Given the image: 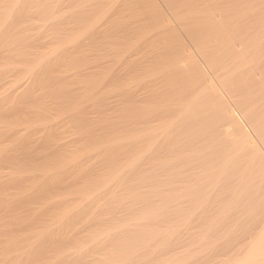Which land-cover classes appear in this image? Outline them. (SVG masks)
Returning a JSON list of instances; mask_svg holds the SVG:
<instances>
[{"label": "bare ground", "instance_id": "bare-ground-1", "mask_svg": "<svg viewBox=\"0 0 264 264\" xmlns=\"http://www.w3.org/2000/svg\"><path fill=\"white\" fill-rule=\"evenodd\" d=\"M10 1V6L8 4L2 5L3 9L5 5H8L9 11L0 22V59H4V55L12 51L10 47V51L6 50L7 53H3L1 48L3 40L5 38H10L11 40V34H13L14 31H20L17 29L21 26V23L20 25L17 24L19 27L14 25V27H17V29L14 28L15 30L13 28L10 29V27L13 26V23L20 21V19H25L28 10L34 3L33 0ZM162 1V4H165L167 8L169 17L160 13L159 9H157L159 6L158 4V6L152 4L153 13L157 15L156 18H154L157 19L158 22L153 24V26L151 25L152 27L150 26L151 28L146 33L144 32L145 34L142 37V40L149 39L150 42V39L159 37L164 33L172 34V36L168 38L171 39V43L167 42L170 44L166 48L168 52L164 53H167L166 56L169 55L170 57L168 63L162 68H158L161 66L157 64L158 67H154L156 70H153L149 75L151 80H148L143 86L140 84L138 85L141 91L147 90V96L144 95L145 99L143 98L142 102H146V100L149 101L148 104L150 108L148 114L151 115L152 119L144 121V115L140 111L141 114L139 113L136 125L142 126L146 123L148 128L145 127L144 129L146 130L141 133L127 136L116 135L109 139L98 134V137H90L91 140L87 146L85 145L83 148L80 147L81 149L78 148L75 152L69 149L67 151V147L62 146L53 153H44L41 155L40 153H34L35 155L29 156L31 157V162L33 160V163H29L30 161L27 163V158L25 157V159L19 158V160H21L19 161V165H23L20 174L31 175L32 173H36L38 176H22L11 182L13 184L22 183L23 185L25 183H31L27 188L23 186L29 193L27 199L30 201H46L44 215L51 219V224L48 225L47 232L39 234L36 239L45 237L46 241H55V245L53 246L54 250L64 251L67 246L77 241L78 233H73L71 229L79 223L84 224L88 231L92 229V235L89 239L93 241L91 242L93 244L91 245L89 241L88 243L91 245L89 248H86L87 245L78 246L77 252H82L84 250L85 254L88 252L95 253L112 248L122 252L131 251L136 248L137 244L133 245L130 240L131 238H129V240L127 239L130 237V227L136 228L137 226L138 228V226L142 224L145 225V223L151 224L153 220L156 219V216L152 215L149 211H144L139 217L134 215L136 212L134 211L136 205L142 202H147L145 203L146 205L150 203L148 196L139 193L138 188L140 184L139 181L142 180V178L138 176L139 163L143 157H146L144 155L148 153V157L151 161H162L164 163V170L174 169L176 171L179 167L185 169H182L183 174L180 176L178 175V178L175 180L178 184H185L188 182V184H190L193 178L199 175V177L204 175L203 181H207L206 183H208L217 173L230 167L235 168L237 167L236 164L238 161L241 159L247 160L248 158H251L252 162H255V168H263L264 176V159L259 149L255 147L254 141H251V136L249 137L247 135L248 130L246 131V135L242 132L243 136H241L243 139L240 141L242 144L240 143L241 146L237 149L240 153L241 151L245 153L248 149L247 153L249 154L245 153L237 156L238 153L229 154L227 152L229 150L226 148V151L225 149L228 145V142L225 143V139L227 140V138L230 139V137H232L231 140H233V138L235 139L238 136L234 137V132H241L243 122L241 119L247 120L258 133L260 136L259 138L264 141V0ZM124 2L126 3V0H114L109 4L110 12L105 11L100 14L97 13L99 15H96L90 22L88 21L84 30L69 43L79 44L81 38L83 40L84 38H87L86 40H91L102 37V33H104L103 27L111 23L113 16L116 13L118 14V11L122 9L121 7ZM141 4L143 5V3ZM164 10L165 9H163V11ZM111 11L113 13L110 15ZM140 12L142 13L141 10ZM151 13L152 12H150V14ZM142 16H144V14ZM171 18L176 24L174 25L175 28H180V32L182 31L187 38L189 37L190 42H187L190 43L191 46L186 47L181 42V39L177 37L176 31L173 29V25H171ZM102 21L104 24L100 25ZM10 30H13V32L10 33ZM140 34L142 35V33ZM15 40L16 39L12 40V42L16 44L17 41L21 39ZM86 40L81 41V43H84ZM139 40L141 41V39H138V41ZM138 41L137 43L139 45L141 42ZM25 42L21 41L22 44ZM164 42H166V40ZM18 43L20 44V42ZM118 45L119 46L113 50V53L110 54L116 57L117 63L122 62V64H120L122 65V69L125 67L124 69H126L128 73L132 70L133 55H129L127 52H130L132 47L122 51V43H118ZM136 45L133 46L137 48L138 46ZM57 51L58 49L53 50L49 54H45L41 57L39 63L26 69L25 72L30 76L32 81L31 86L33 88H31L22 99L19 100L20 97H18L19 101L16 102L14 111H10V113L12 112L13 116H15V121L13 120L11 122L12 125H28L24 133H29V129L33 125L43 126L41 130L47 132L44 141L46 145L48 143L50 144L51 141L59 140L62 134L59 133L56 128L58 124L47 125L48 123L46 122H49L50 119L48 112L50 111H47L49 109H47L45 105V99L43 97H41L42 99L37 97L34 89L39 88L40 85H43V88H49L53 85V81H58L51 77L47 78L48 76L46 74L51 72V67L55 70L57 68L62 69L67 67L66 65L68 63L58 67L53 66V61L59 54V51ZM62 51L63 50H60L61 53ZM195 53L200 57L202 64L196 60ZM24 56V53L19 52V54L11 58L15 60L22 57L21 59H23ZM25 57L27 58V56ZM157 57H161V55ZM164 58L162 59L164 60ZM163 60L162 62H164ZM54 63L56 62L54 61ZM8 64V66L11 65L10 63ZM55 70H53V72ZM115 71L121 70L119 68V70L117 69ZM120 74L119 72L117 76H120ZM44 76L47 77L45 78ZM168 77L172 80H168ZM63 80L65 81V79ZM63 80L56 83L60 88L53 92L48 99L52 98L54 101L52 105L67 106L68 109H66V112L68 114L81 119L80 115L83 114L81 109L86 103L87 96H82L83 98L80 99L69 97L71 92L68 91V87L64 84ZM157 81L158 83L159 81L168 83L166 86H163L166 88L165 91H163L164 93L161 91L159 94V86L157 87L154 85ZM50 83H52V85H50ZM161 87L162 85L160 88ZM166 90H174L177 94L175 95V101L171 93L169 94L173 97L171 98L172 100L170 99L171 95H169ZM89 97L91 96L89 95L88 98ZM169 100H171L172 103H169ZM4 112L0 110V120L12 117L10 113V115L8 114L9 111ZM80 119H78L77 123H79V121L82 123ZM248 122L246 124H248ZM84 127L89 128L87 125L83 126V128ZM83 128L81 130H83ZM100 129L103 130V128ZM81 130L79 129L80 132H82ZM85 130L86 129H84V131ZM84 131L83 133H86V131ZM249 133L251 134V132ZM88 135H91V133ZM145 137H147L146 145L142 148L143 150H141L140 153H135L133 150L131 156L123 157V155L130 154V148L135 149L137 145L144 142ZM220 138H222V140L224 139V141L221 142ZM27 139L31 141L30 138H25L23 144V149H26L25 151L29 150V147H31L30 141ZM172 153H177V155H179L181 164L177 163V165H173L172 167L168 165V158H170L169 156H171ZM259 162L262 163V165ZM234 168L233 170L235 171ZM136 178L138 181L135 180ZM256 178L257 176H252L250 181L252 182V180ZM35 179H39V181L33 182ZM134 180L137 183H135ZM120 210H122L121 212L124 211L125 213H129V215L126 216L131 223L119 222L118 214L121 213L119 212ZM128 210H131V213ZM106 216H110L111 218H107ZM261 220L263 219L261 218ZM134 221L138 223L134 225ZM260 223L258 227L256 224V228L247 227L248 229L258 228V232H255L256 235L252 236L251 230L250 233L246 232L242 237L235 239L233 246H231L232 249H230L231 252L234 253L236 251V253H239L243 250L245 256L242 259L237 258L240 255L236 256V260L233 264H264V220ZM137 234L139 236L142 235L152 238V236L154 237L157 234V231L154 228L148 227L147 229H142V232H137ZM249 234L251 236H249ZM14 238L15 237L11 238L8 245L14 243ZM143 246L145 245L143 244ZM42 249L41 253L43 254L49 250L48 247H43ZM20 250L19 248V251Z\"/></svg>", "mask_w": 264, "mask_h": 264}, {"label": "rangeland", "instance_id": "rangeland-1", "mask_svg": "<svg viewBox=\"0 0 264 264\" xmlns=\"http://www.w3.org/2000/svg\"><path fill=\"white\" fill-rule=\"evenodd\" d=\"M9 1L4 0L3 2V0H0V22L9 11L8 7L11 3ZM113 1L33 0L34 3L28 10L27 17L17 22L14 21L15 23L10 27V29H17L14 25L18 26L21 23V26H18L19 28L17 29L20 31H14L11 34V40L10 38H5V41L3 40V45H1L3 53H7L10 47V50H12H9L10 52L4 55V59H0V110L3 112L5 110L7 112L9 111L8 114L10 111H14L16 102L22 99L33 88L31 86L32 81L30 76L25 72L26 69L39 63L42 56L56 49H58L59 52H57L59 54L57 53L58 56L54 60L56 63L53 61V66L58 67L62 66V64H68L66 68L62 69L57 68L55 70L51 67V72L46 74L48 77L44 76L45 78L51 77L58 80L56 82L53 81V85L50 83L52 85L51 87L43 88L44 86L40 85L39 88L34 89L37 97H43L45 99V105L49 109L47 111H50L48 112L50 119L49 122H46L48 123L47 125L58 124L56 128L62 134L59 140L51 141L47 145L44 144L47 132L41 130L43 129L41 125H33L29 129V133H24L28 125H12L11 122L15 117L12 112L10 113L12 117L0 120V264H233L236 256L240 255L237 257L239 259L245 256L243 250L239 253H236V251L234 253L231 252L230 249H232L231 246H233L235 239L242 237L246 232L250 233L251 230V235H256L255 232L258 228H248H256V224L258 227L261 224L260 222L264 220L263 168H255V162H252L251 158L247 160L241 159L236 164L237 167H230L217 173L208 183H206L207 181H203L204 175L202 177H199V175L194 177L192 181L190 180V184H188L189 182L178 184L175 180L178 178V175L183 174V168L179 167L177 168L179 170L176 169V171L174 169L164 170V163L162 161L153 162L148 157L149 153L144 155L146 157L141 159L138 168V176L142 178L139 181L138 188L139 193L148 196L150 203L146 205L145 203L147 202H142L136 205L134 211L137 212L138 208V212H135L134 215L139 217L144 211H149L152 215L156 216V219L151 224L145 223V225L142 224L138 228L137 226L136 228L130 227L129 233H131H128L130 237H125L128 240L131 238L130 240L133 245L137 244L136 248L131 251L120 252L112 248L95 253L88 252L85 254L84 250L77 252L78 246L87 245L86 248H89L93 244L91 243L93 241L89 239L92 235V229L89 231L86 230L85 225L81 223L71 229L73 233H78L77 241L67 246L64 251L54 250L53 246L55 245V241H46L45 237L36 239L39 234L47 232V227L51 224V219L44 215L46 201H30L27 199L29 193L26 188L31 183H25L23 185L22 183L13 184L11 182L16 178L30 175L20 174L23 165H19V161H21L19 158H27V163L29 161V163H33V160L31 162V157L29 156H33L34 153H40V155L44 153L49 154L56 152L62 146H66L67 151L69 149L75 152L78 148L87 146L93 136L98 137L102 135L109 139L116 135L127 136L141 133L146 130L144 129L145 127H148L146 123L142 126L136 125L139 113H143L144 121L152 119L151 115L148 114L150 108L149 101L142 102L144 95L147 96V90L141 91L138 85L143 86L148 80H151L149 75L153 70L155 71L158 66H161L158 68H162L168 63L170 57L169 55L166 56L167 53H164L168 52L166 48L171 43V39L168 38L172 34L164 33L159 37L150 39V42L149 39H143V42L142 37L153 24L158 22L155 19L157 15L153 13L152 4H158L159 6L157 5L158 7H156L160 13L169 17L167 8L165 4H162V0H155L158 3L154 0H126V3L124 2L121 7L122 9L118 11V14L116 13L113 16L112 21L114 22L111 21L109 23L110 25L108 24L106 27H103L104 33L106 29V33H102L104 38L103 36H99L100 38H97L99 40H86L87 38L83 37L86 40L84 43H81V41H84L82 38L79 44L69 43L84 30L88 21L90 22V20L102 12L109 11V4ZM4 4H8L9 6L5 5L3 9L2 5L4 6ZM161 6L165 9L164 11ZM148 9L152 12L151 14ZM122 10L125 11L123 12ZM112 13L111 11L110 15ZM143 14L144 16H142ZM170 21L173 29L176 31L177 37L181 39L183 45L186 47L191 46L188 43L190 42L189 37L187 38L182 31L180 32V28L177 26L178 29L175 28L174 25L176 24L172 18ZM101 24L103 25L104 22L102 21ZM12 32L13 30L10 33ZM14 39H16L15 41H19L15 44L12 42ZM138 39H141V41H138ZM136 40L141 43L138 45ZM165 40L166 42H164ZM21 41L26 42L22 44ZM118 43H122V51L132 47V50L127 52L129 55H133L132 70L128 72L129 74L124 69L125 67L122 69V65H120L122 62L117 63L116 57L110 54L119 46ZM133 45L138 47L136 48ZM60 50H63L62 53ZM19 52L24 53L27 58L24 56L23 59L21 57L13 60L11 57L16 56ZM160 55L161 57H157ZM195 57L199 63L202 62L196 53ZM162 60L166 63L162 62ZM8 63L11 65L8 66ZM157 64L159 65L157 66ZM119 68L121 71L123 70V73L121 71H115L117 69L119 70ZM53 70L55 71L53 72ZM119 72L121 74L117 76ZM168 78V80H172L170 77ZM61 80L64 81V84L68 87V91L71 92L69 97L80 99L87 96V104L85 103L81 109L83 113L80 115L81 119L68 114L66 112V109H68L66 105V107L52 105L54 101L52 98L48 99L53 92L60 88L56 83H59ZM166 84L168 83L162 81H159V83L157 81L154 84L157 87L159 86V94L161 91L164 93L163 91L166 88L163 86H166ZM161 85L162 89L160 88ZM124 91L130 94L128 95ZM166 91H168V94L171 93L174 96L169 94L171 95V97L169 96L170 99L173 97L175 101V95L177 94L174 90ZM89 95L91 97L88 98ZM126 95L128 96L125 97ZM18 97H20L19 100ZM171 100H169V103H172ZM78 119L82 123L80 121L77 123ZM241 120L243 121L241 132H234V137L238 135L235 139L233 138L234 141L231 140L232 137L230 139L227 138V140L225 139V143L228 142L229 145L225 149L227 148L230 152L227 149L226 151L229 154L238 153L237 156L245 153L249 154L247 153L248 149L245 153L242 151L240 153L237 149L241 146L240 141L243 139L242 132L246 135V131L248 130L247 135L249 137L251 136V141H254L255 147L259 149L264 159V141L259 138L260 136L247 120ZM247 122L248 124H246ZM85 125L89 126V128H83ZM82 128L83 130H81ZM100 128H103V130ZM84 129H86V133H83ZM87 133H91V135ZM25 138L31 139V141L27 139L31 144V147L27 151L23 149ZM220 140L221 142L224 141L222 138ZM146 141L147 137L135 149L130 148V154L123 155V157L131 156L133 150L135 153H140L143 150L142 148L145 147ZM234 149L237 151L235 152ZM169 157V166L171 165L172 167L173 165H177V163L181 164V158L177 153H172ZM260 164L262 165V163ZM30 176L35 177L38 174L32 173ZM252 176H257V178L251 182ZM38 181L39 179H35L33 182ZM135 183L137 182L135 181ZM118 215L119 222L131 223L126 216L129 213L123 211ZM106 217L111 218L110 216ZM136 223L138 222L134 221V225ZM148 227L154 228L157 231L154 237L152 236L151 238L142 235L141 237L139 233V235L137 234V232H142V229H147ZM251 235L249 234V236ZM12 237H15V241L8 245ZM43 247L49 248L44 254L41 253ZM19 248L21 249L20 251Z\"/></svg>", "mask_w": 264, "mask_h": 264}]
</instances>
